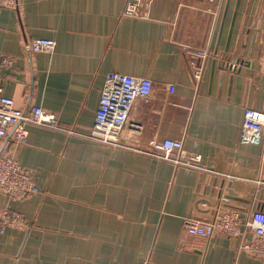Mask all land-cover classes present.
<instances>
[{
  "label": "crops",
  "instance_id": "crops-1",
  "mask_svg": "<svg viewBox=\"0 0 264 264\" xmlns=\"http://www.w3.org/2000/svg\"><path fill=\"white\" fill-rule=\"evenodd\" d=\"M130 1L17 0V9H0L2 94L57 121L30 124L25 144L3 148L41 192L0 195V213L24 218L22 228L0 225V264H264L238 253L240 239L186 228L264 211L263 146L240 140L245 109L264 112V0H144L133 15ZM36 39L55 41L54 51L32 52ZM112 73L155 89L173 84L167 100L138 105L132 119L146 141H181L184 159H199L184 164L173 152L166 161L91 139Z\"/></svg>",
  "mask_w": 264,
  "mask_h": 264
},
{
  "label": "built area",
  "instance_id": "built-area-1",
  "mask_svg": "<svg viewBox=\"0 0 264 264\" xmlns=\"http://www.w3.org/2000/svg\"><path fill=\"white\" fill-rule=\"evenodd\" d=\"M144 0H131L126 10L127 14L138 13ZM17 9V0H0V9ZM55 49V41L51 39H36L30 43V50L34 53H51ZM201 57L210 56V53L199 52ZM215 59L216 57L214 55ZM13 59L3 57L2 64L10 65ZM241 60L228 63L231 70L238 69ZM196 80L200 73H196ZM175 92L173 84H166L155 89L153 82L145 77H134L122 74H109L106 77L99 109L95 123L89 137L104 145L127 148L132 151L150 155L161 160L171 161L172 153L178 152L184 164L191 165V160L184 159L183 144L177 140L157 141L145 140L142 127L133 118L134 109L140 104H149L152 101L167 100ZM39 125L56 127L57 121L53 115L47 114L41 107L32 106L27 110L19 109L15 101L2 94L0 87V195L11 200H23L37 196L41 190L36 184L32 171L20 166L9 155H4V146L10 140L23 145L28 137L27 126ZM242 143L263 146L264 168V112L247 108L240 134ZM177 156V157H178ZM264 179V175H263ZM2 231L5 227L22 228V215L4 211L0 215ZM187 231L192 236L209 238L215 234L240 239L238 253L264 261V211L256 210L248 220H243L236 212H224L211 221H187ZM248 234L251 237L248 238Z\"/></svg>",
  "mask_w": 264,
  "mask_h": 264
},
{
  "label": "rangeland",
  "instance_id": "rangeland-1",
  "mask_svg": "<svg viewBox=\"0 0 264 264\" xmlns=\"http://www.w3.org/2000/svg\"><path fill=\"white\" fill-rule=\"evenodd\" d=\"M10 158H12L13 160H15L16 161V159L14 158V157H12V156H10ZM17 162V161H16ZM18 163V162H17ZM6 211V210H5ZM3 213H4V211L3 212H1L0 213V215H3ZM16 213V212H15ZM21 215V214H20ZM22 218H23V216H22ZM23 221H24V218H23Z\"/></svg>",
  "mask_w": 264,
  "mask_h": 264
}]
</instances>
